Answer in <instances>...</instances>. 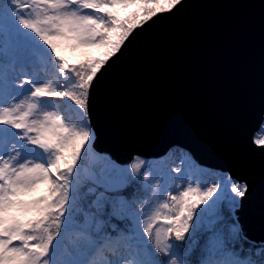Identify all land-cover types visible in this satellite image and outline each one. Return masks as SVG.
Segmentation results:
<instances>
[{
    "label": "snow or ice",
    "instance_id": "1",
    "mask_svg": "<svg viewBox=\"0 0 264 264\" xmlns=\"http://www.w3.org/2000/svg\"><path fill=\"white\" fill-rule=\"evenodd\" d=\"M133 2L0 0V264H193L201 239L195 264H264V246L241 258L250 242L233 210L247 183L188 157L120 165L93 151L97 77L135 29L182 4L140 0L121 20L116 9ZM80 45L107 52L68 63L62 47ZM253 142L264 147V135Z\"/></svg>",
    "mask_w": 264,
    "mask_h": 264
},
{
    "label": "water",
    "instance_id": "2",
    "mask_svg": "<svg viewBox=\"0 0 264 264\" xmlns=\"http://www.w3.org/2000/svg\"><path fill=\"white\" fill-rule=\"evenodd\" d=\"M89 111L95 147L123 163L179 145L246 182L236 214L264 241V0H182L135 29Z\"/></svg>",
    "mask_w": 264,
    "mask_h": 264
},
{
    "label": "rangeland",
    "instance_id": "3",
    "mask_svg": "<svg viewBox=\"0 0 264 264\" xmlns=\"http://www.w3.org/2000/svg\"><path fill=\"white\" fill-rule=\"evenodd\" d=\"M95 48H96V50L94 51V58L93 59H100V58H103L104 57V55H105V53L107 52V49L105 48V47H102V46H95ZM83 52L84 53H87V52H89L86 48H84L83 49ZM65 56V55H64ZM100 56V57H99ZM65 58H66V56H65ZM66 60L68 61V59L66 58ZM68 63H69V61H68ZM262 135H264V133H262L261 131L260 132H258L257 133V137L256 138H259L260 136H262ZM95 152V151H94ZM96 154H99V153H97V152H95ZM99 155H101V154H99ZM185 157H187V154L184 152V151H182V150H178V149H175V151L173 152V154L172 155H169V156H167V157H165V158H161V159H156V160H154V162L156 163V162H158V161H161V160H167V162H168V164H173V165H175V167H177V166H180L181 165V161L185 158ZM141 159H143L145 162H148L150 159H146V158H144V157H140ZM154 163V164H155ZM90 164L92 165L91 167H94L95 165H93V162H91L90 161ZM202 169V168H201ZM143 170V168H141V171ZM204 170V172H206V173H215V174H217V175H221V174H225V173H222V172H218L217 170H210V169H208V170H205V169H203ZM212 182H217V181H210V183H212ZM36 192H40L39 191V188H38V190L36 191ZM35 192V193H36ZM34 193V194H35ZM33 194V195H34ZM32 197L31 196H26L25 197V199H31Z\"/></svg>",
    "mask_w": 264,
    "mask_h": 264
},
{
    "label": "trees",
    "instance_id": "4",
    "mask_svg": "<svg viewBox=\"0 0 264 264\" xmlns=\"http://www.w3.org/2000/svg\"><path fill=\"white\" fill-rule=\"evenodd\" d=\"M139 13H136L135 16L138 15ZM74 53H75V51H74ZM82 62H86V61L79 60L78 61V64L79 63H82ZM201 207H203V206H201ZM221 208H222V211H223L224 215L227 216L228 215L227 203H225L224 205H222ZM201 234H203V229L201 230ZM202 245H203V240L201 239L200 240V244L197 245L196 247H194L193 250H192V252L188 256V259L189 260H191L193 262L194 261H198L202 255H205V253H203V251H202ZM261 246H264V244L258 245V244H253L251 242H250V244L249 243H245L244 244V251L242 253V257L241 258H245V257H247L249 255L248 250L251 247L252 248V253H253L252 258L253 259H259L260 257L258 255H256L255 252ZM236 248L239 249V245H236Z\"/></svg>",
    "mask_w": 264,
    "mask_h": 264
},
{
    "label": "bare ground",
    "instance_id": "5",
    "mask_svg": "<svg viewBox=\"0 0 264 264\" xmlns=\"http://www.w3.org/2000/svg\"><path fill=\"white\" fill-rule=\"evenodd\" d=\"M264 126V125H263Z\"/></svg>",
    "mask_w": 264,
    "mask_h": 264
}]
</instances>
